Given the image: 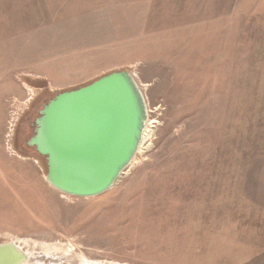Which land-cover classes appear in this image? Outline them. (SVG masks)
<instances>
[{
	"label": "rangeland",
	"instance_id": "1",
	"mask_svg": "<svg viewBox=\"0 0 264 264\" xmlns=\"http://www.w3.org/2000/svg\"><path fill=\"white\" fill-rule=\"evenodd\" d=\"M123 70L148 108L135 158L99 197L59 192L25 144L40 111ZM0 117V244L41 264H264V0H0Z\"/></svg>",
	"mask_w": 264,
	"mask_h": 264
},
{
	"label": "water",
	"instance_id": "2",
	"mask_svg": "<svg viewBox=\"0 0 264 264\" xmlns=\"http://www.w3.org/2000/svg\"><path fill=\"white\" fill-rule=\"evenodd\" d=\"M148 108L128 71H116L58 93L40 111L28 145L46 159V181L75 198L112 189L143 141ZM15 242L0 244V264H28Z\"/></svg>",
	"mask_w": 264,
	"mask_h": 264
},
{
	"label": "crops",
	"instance_id": "3",
	"mask_svg": "<svg viewBox=\"0 0 264 264\" xmlns=\"http://www.w3.org/2000/svg\"><path fill=\"white\" fill-rule=\"evenodd\" d=\"M10 75H12V73L8 72L7 77H10ZM3 135H4V117H0V142ZM0 152H1V147H0Z\"/></svg>",
	"mask_w": 264,
	"mask_h": 264
},
{
	"label": "bare ground",
	"instance_id": "4",
	"mask_svg": "<svg viewBox=\"0 0 264 264\" xmlns=\"http://www.w3.org/2000/svg\"><path fill=\"white\" fill-rule=\"evenodd\" d=\"M146 132V131H145ZM19 246V245H18ZM20 247V246H19ZM21 248V247H20ZM24 250V249H23ZM25 251V250H24ZM28 253V252H27ZM29 254V256H30V258H31V261L28 263V264H41V263H43L42 261H41V259H38V258H40V257H36L35 255H33V254H30V253H28Z\"/></svg>",
	"mask_w": 264,
	"mask_h": 264
},
{
	"label": "flooded vegetation",
	"instance_id": "5",
	"mask_svg": "<svg viewBox=\"0 0 264 264\" xmlns=\"http://www.w3.org/2000/svg\"><path fill=\"white\" fill-rule=\"evenodd\" d=\"M16 130H17V129H16ZM19 136H20V135H19ZM19 140H20V137H19ZM29 140H30V139H29ZM29 140L26 139V141H25V144H26V146H27L28 148H30L29 145H28ZM17 142H18V140H17ZM34 152L36 153V150H34Z\"/></svg>",
	"mask_w": 264,
	"mask_h": 264
}]
</instances>
